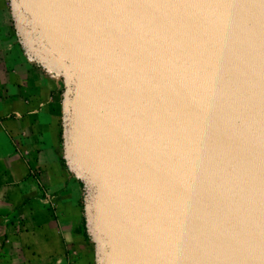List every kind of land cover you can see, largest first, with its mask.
Listing matches in <instances>:
<instances>
[{"label":"water","instance_id":"water-1","mask_svg":"<svg viewBox=\"0 0 264 264\" xmlns=\"http://www.w3.org/2000/svg\"><path fill=\"white\" fill-rule=\"evenodd\" d=\"M6 1L94 264H264V0Z\"/></svg>","mask_w":264,"mask_h":264},{"label":"crops","instance_id":"crops-1","mask_svg":"<svg viewBox=\"0 0 264 264\" xmlns=\"http://www.w3.org/2000/svg\"><path fill=\"white\" fill-rule=\"evenodd\" d=\"M56 95L23 55L0 0V264H94L85 239L80 186L60 157ZM43 190L53 195V205Z\"/></svg>","mask_w":264,"mask_h":264},{"label":"rangeland","instance_id":"rangeland-1","mask_svg":"<svg viewBox=\"0 0 264 264\" xmlns=\"http://www.w3.org/2000/svg\"><path fill=\"white\" fill-rule=\"evenodd\" d=\"M49 83V82H48ZM49 85L52 87L56 97V101L61 104V96H62V91L54 84L49 83ZM22 119V115L19 113H10L5 116H0V123H7L10 121H20Z\"/></svg>","mask_w":264,"mask_h":264},{"label":"built area","instance_id":"built-area-1","mask_svg":"<svg viewBox=\"0 0 264 264\" xmlns=\"http://www.w3.org/2000/svg\"><path fill=\"white\" fill-rule=\"evenodd\" d=\"M43 197H44V200L47 203V205H49V207H52L53 195L49 191L43 190Z\"/></svg>","mask_w":264,"mask_h":264},{"label":"trees","instance_id":"trees-1","mask_svg":"<svg viewBox=\"0 0 264 264\" xmlns=\"http://www.w3.org/2000/svg\"><path fill=\"white\" fill-rule=\"evenodd\" d=\"M85 239L87 240V238H86V236H85ZM87 242H88V240H87ZM89 243V242H88ZM90 245V244H89ZM91 246V245H90Z\"/></svg>","mask_w":264,"mask_h":264}]
</instances>
